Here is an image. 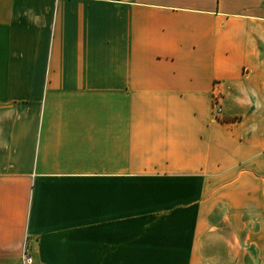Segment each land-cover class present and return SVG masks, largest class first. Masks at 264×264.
<instances>
[{"label":"crops","instance_id":"obj_1","mask_svg":"<svg viewBox=\"0 0 264 264\" xmlns=\"http://www.w3.org/2000/svg\"><path fill=\"white\" fill-rule=\"evenodd\" d=\"M23 255L264 264V0H0V264Z\"/></svg>","mask_w":264,"mask_h":264},{"label":"built area","instance_id":"obj_2","mask_svg":"<svg viewBox=\"0 0 264 264\" xmlns=\"http://www.w3.org/2000/svg\"><path fill=\"white\" fill-rule=\"evenodd\" d=\"M218 94H215L214 96V111H215V115H219L221 113V106L218 103ZM23 264H33V258L30 256H24L23 255Z\"/></svg>","mask_w":264,"mask_h":264},{"label":"rangeland","instance_id":"obj_3","mask_svg":"<svg viewBox=\"0 0 264 264\" xmlns=\"http://www.w3.org/2000/svg\"><path fill=\"white\" fill-rule=\"evenodd\" d=\"M215 112V111H214ZM219 116V115H218Z\"/></svg>","mask_w":264,"mask_h":264}]
</instances>
